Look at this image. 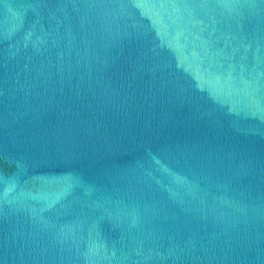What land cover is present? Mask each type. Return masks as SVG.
<instances>
[{
	"label": "water",
	"instance_id": "1",
	"mask_svg": "<svg viewBox=\"0 0 264 264\" xmlns=\"http://www.w3.org/2000/svg\"><path fill=\"white\" fill-rule=\"evenodd\" d=\"M0 264H264V0H0Z\"/></svg>",
	"mask_w": 264,
	"mask_h": 264
}]
</instances>
